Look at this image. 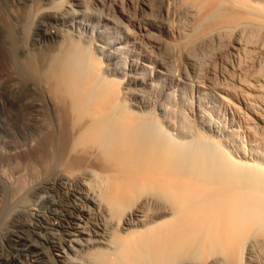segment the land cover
Instances as JSON below:
<instances>
[{
  "label": "bare ground",
  "instance_id": "bare-ground-1",
  "mask_svg": "<svg viewBox=\"0 0 264 264\" xmlns=\"http://www.w3.org/2000/svg\"><path fill=\"white\" fill-rule=\"evenodd\" d=\"M9 7L26 124L50 130L26 155L62 203L9 199L5 264H264V0Z\"/></svg>",
  "mask_w": 264,
  "mask_h": 264
},
{
  "label": "rangeland",
  "instance_id": "rangeland-1",
  "mask_svg": "<svg viewBox=\"0 0 264 264\" xmlns=\"http://www.w3.org/2000/svg\"><path fill=\"white\" fill-rule=\"evenodd\" d=\"M12 4H13V0H0V16L3 19L7 17L8 19L5 18L4 20L7 21L9 25L13 23L11 25L12 27H14L15 26L14 24H16V22L13 21L14 19H11L12 16H9L10 15L9 6H11ZM8 16L11 18H9ZM8 20H11V21H8ZM1 25L2 24L0 23V187H3L2 181L4 180L7 185H10L9 188L13 187L12 189L10 188L11 190L10 189L8 190L6 188L5 190L0 189V257H2L1 264H5L8 262L7 258H9L10 253L12 251L10 248L11 244L9 242L10 238H8L10 237L9 235L10 228L12 229L13 227L17 225H21L24 219L21 216L18 217V213H19L18 211L20 210L11 209L12 213L11 211H6L5 210L6 203L9 202L12 198L13 199L11 201H13L17 197L14 200L16 201L18 197H24L25 203L26 201H28L27 203L34 202L33 203L34 205L37 203L36 205L39 209L43 210L45 213L47 212L48 214H50L51 208L62 203L61 193L59 194L57 191L49 187H45V186L39 187L40 186L39 183L43 179H46V178H51V179L55 178L56 180V178L59 177L60 173L62 172L59 171L60 170L59 167H58L59 169H57L56 167L57 165L56 163H54L55 161L53 162L52 159L44 158L42 160L36 157H27L26 155L28 151L32 152L33 150L37 149L38 140L41 138L39 135L41 133L43 134V136L46 134H49L50 130H48L49 132L48 131L44 132L45 133L44 134L43 132L40 133L37 131H29L27 127L26 105L24 101H22L21 95L25 92L29 93L28 90L30 89L28 88V86L32 83V81L35 82L34 80L37 79L38 75H36V77H35V74L33 73H29V74L27 73L28 75L27 74L24 75L20 71H18L19 69L18 67H16L17 65L15 62H12L13 64L11 63V61L13 60L11 58V54H10L11 52L8 51L9 49H8L7 41L9 40L4 35L6 34L5 29L3 30V28L5 27L4 23L2 26ZM27 33H28L27 31L22 32L20 28L18 27V31L17 33H15V36L13 37V41L16 42V46L18 47L17 51L21 54V57H20V62H22L21 64H25L26 62V60H24L26 59V56L25 54H23L24 52L23 50H24L25 43L27 41L25 38H28ZM16 34H19L17 35L18 37L20 36L19 39L16 36ZM34 77L36 79H34ZM27 80H29V82ZM25 81L28 82V84L27 83L25 84ZM22 89L24 91H22ZM52 133H53L54 141L56 140L55 144L57 142L56 144L57 146L55 145V147L59 149V146H58V134L59 133L56 134L54 130H51L50 135H52ZM36 138L38 140H36ZM58 172H59V175H58ZM17 183L21 185L18 186ZM33 187L35 190L33 189ZM57 207L58 206H56L55 208Z\"/></svg>",
  "mask_w": 264,
  "mask_h": 264
}]
</instances>
